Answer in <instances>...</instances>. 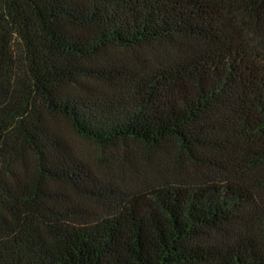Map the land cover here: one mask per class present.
Here are the masks:
<instances>
[{"label": "trees", "instance_id": "16d2710c", "mask_svg": "<svg viewBox=\"0 0 264 264\" xmlns=\"http://www.w3.org/2000/svg\"><path fill=\"white\" fill-rule=\"evenodd\" d=\"M0 264H264V0H0Z\"/></svg>", "mask_w": 264, "mask_h": 264}]
</instances>
